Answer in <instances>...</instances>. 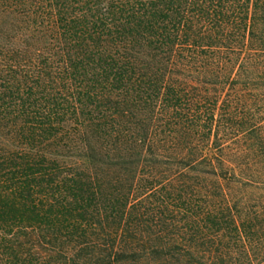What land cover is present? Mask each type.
<instances>
[{
  "label": "trees",
  "instance_id": "trees-1",
  "mask_svg": "<svg viewBox=\"0 0 264 264\" xmlns=\"http://www.w3.org/2000/svg\"><path fill=\"white\" fill-rule=\"evenodd\" d=\"M263 123L264 0H0V264H264Z\"/></svg>",
  "mask_w": 264,
  "mask_h": 264
},
{
  "label": "rangeland",
  "instance_id": "rangeland-1",
  "mask_svg": "<svg viewBox=\"0 0 264 264\" xmlns=\"http://www.w3.org/2000/svg\"><path fill=\"white\" fill-rule=\"evenodd\" d=\"M262 128L264 130V123ZM244 145L246 147L244 146L245 148H243L247 150V158L245 160L239 159L236 163V165H239H237V168L261 183H257L254 186H242L231 183L227 187V192L231 196L232 204L241 211L242 218L246 214L251 217L249 223L252 227L248 233L252 244L249 246L260 257L256 262H260L261 258L264 257V131L260 134H250ZM233 162H235V158ZM235 247L239 250L241 249L239 244L235 245Z\"/></svg>",
  "mask_w": 264,
  "mask_h": 264
}]
</instances>
